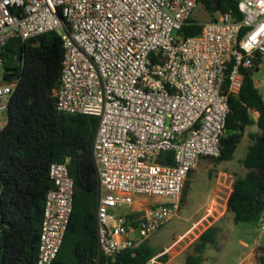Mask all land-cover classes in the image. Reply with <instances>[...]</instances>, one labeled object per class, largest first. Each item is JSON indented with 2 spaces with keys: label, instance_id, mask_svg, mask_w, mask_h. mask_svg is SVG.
Instances as JSON below:
<instances>
[{
  "label": "built area",
  "instance_id": "obj_1",
  "mask_svg": "<svg viewBox=\"0 0 264 264\" xmlns=\"http://www.w3.org/2000/svg\"><path fill=\"white\" fill-rule=\"evenodd\" d=\"M198 5L199 0H0V65L1 48L11 37L57 31L64 47L57 108L99 117L93 155L104 264H121L118 253L178 214L197 160L221 155L230 96L240 93L245 69L264 70V0H238L241 20L222 12L201 22L199 34L179 35ZM16 87V81L0 82V113L8 114ZM163 152L173 153V164L158 160ZM49 174L54 187L45 199L35 264L53 263L74 206L67 162L52 163ZM136 212L135 220L129 218ZM181 240L140 264H171Z\"/></svg>",
  "mask_w": 264,
  "mask_h": 264
},
{
  "label": "trees",
  "instance_id": "obj_2",
  "mask_svg": "<svg viewBox=\"0 0 264 264\" xmlns=\"http://www.w3.org/2000/svg\"><path fill=\"white\" fill-rule=\"evenodd\" d=\"M209 19L218 13L232 12L238 19V0H199ZM201 22L192 18L178 34L184 37L202 31ZM3 79L16 81L8 120L0 124V264H35L45 199L54 187L49 169L54 162H67L74 178V206L62 246L52 264H104L98 244V174L93 143L99 117L60 111L55 90L60 83L64 47L57 31L28 39L11 37L1 48ZM258 63V62H257ZM256 66L245 69L244 85L238 95L230 96L227 131L222 152L216 161L231 160L249 125L250 145L240 163L244 175H236L228 199L234 222L257 224L264 217V99L254 83ZM253 112L258 113L257 119ZM158 160L174 163L172 152ZM192 171L186 180L182 204L187 199ZM139 213L129 214L136 219ZM221 227L208 226L186 249L183 264H205L210 246L216 245ZM163 249L144 239L135 247L117 254L121 264H140ZM258 260L264 264V255Z\"/></svg>",
  "mask_w": 264,
  "mask_h": 264
},
{
  "label": "rangeland",
  "instance_id": "obj_3",
  "mask_svg": "<svg viewBox=\"0 0 264 264\" xmlns=\"http://www.w3.org/2000/svg\"><path fill=\"white\" fill-rule=\"evenodd\" d=\"M192 18L199 22H205L209 19V16L204 6L199 4L192 12ZM259 79H264L263 69H260L255 73L254 80L256 82L257 89L264 99V84H258L257 80ZM1 81H3V67L0 65V82ZM7 120L8 114L5 112L0 113V124H5ZM258 129L259 127L257 124L248 126L246 134L243 136L231 160L219 162L210 157H201L197 160V165L193 170L190 190L183 209L148 237L150 244L156 248H162L170 242L182 237L180 247L178 248L179 254L174 257L171 264H183L186 249L195 240L196 234L199 233V230L195 229L194 233L185 236L187 228L194 226V224H190V221L196 218V212L201 211L211 199V192L214 186V180L211 177V174H215L217 171L222 170L236 173V175H242L246 169L240 163V160L244 158L247 153L250 141L249 132ZM152 199L156 200L158 198ZM152 199H147L146 203L151 202ZM226 219L228 220L226 221L228 223L234 222L229 221V218ZM226 222L224 221L223 223L225 230L223 231L220 239H218L217 244L210 246L207 250L205 264H242L243 261H253L255 257L259 262L258 256L264 255V235L262 232H257L254 229V237L256 239L249 240L247 238L242 241H238L236 238L242 235L237 233L235 238L232 237L231 234H227V231L229 232L230 230L231 232V226H229ZM240 224L246 223L241 222ZM200 228L202 229L203 227L200 226ZM242 243H247L249 244L248 246L252 243L256 245L254 253H252L250 247H244Z\"/></svg>",
  "mask_w": 264,
  "mask_h": 264
},
{
  "label": "crops",
  "instance_id": "obj_4",
  "mask_svg": "<svg viewBox=\"0 0 264 264\" xmlns=\"http://www.w3.org/2000/svg\"><path fill=\"white\" fill-rule=\"evenodd\" d=\"M257 117H258V113L254 112V118L257 119ZM1 125H4V124L1 123ZM259 131L260 129L250 131V132L258 133ZM249 145H250V141H249ZM196 165H197V162L195 166L193 167V170L195 169ZM245 173L246 171L242 175H244ZM192 177H193V171H192L191 179ZM211 177L214 180V186L211 192L212 193L211 199L209 203L201 211L196 212V215H195L196 218L190 221L191 222L190 224H194V226L187 228L186 230L187 232L185 233V236H188L189 234L194 233L195 229H198L199 233L196 234V238H197L208 226L212 224H216L221 227V230L218 235V239H220L223 231L225 230V228L223 227V223L224 221L225 222L228 221L226 218H229L230 219L229 221H234V213L228 210L227 205H228L229 196L233 189V182L236 178V173L219 170L215 174H211ZM185 203L186 201L184 202V204ZM184 204H182L180 211L183 209ZM226 223L229 226H231V232L229 230V232L227 231V234H231L232 237H235V238L237 236L236 235L237 233H240L242 235L236 238L238 241L239 240L242 241L243 239H247V238L249 240L256 239L254 237V234H255L254 229L257 232L261 231L262 234L264 235V217L256 225H254L253 223H249V222H244L246 224H240L241 222L240 223L226 222ZM200 226L203 228L201 229ZM173 242H170L169 244L165 245L162 248L160 247H157V248H159V250L164 249L165 247L169 246ZM242 245L244 247H250V249L252 250V253H254L256 245H254L253 243L250 246H248L249 244L247 243H242ZM242 264H261V263H259L257 261V258L255 257L253 261H243Z\"/></svg>",
  "mask_w": 264,
  "mask_h": 264
}]
</instances>
